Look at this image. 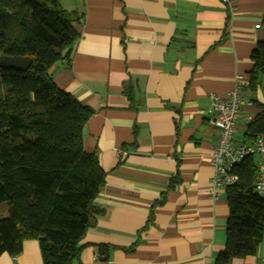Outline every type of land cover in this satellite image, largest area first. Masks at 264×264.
Here are the masks:
<instances>
[{
    "label": "crops",
    "instance_id": "1",
    "mask_svg": "<svg viewBox=\"0 0 264 264\" xmlns=\"http://www.w3.org/2000/svg\"><path fill=\"white\" fill-rule=\"evenodd\" d=\"M58 1L84 25L71 61L50 72L93 109L84 146L107 172L95 200L106 212L74 264H214L230 210L225 192L209 196L219 138L211 95L225 96L237 74L249 76L264 39V0H232V13L222 0ZM256 98L264 104V84ZM259 112L243 109L236 141ZM99 244L111 246L108 261ZM0 264H43L38 240H26L16 257L2 254ZM232 264H264V237L256 255Z\"/></svg>",
    "mask_w": 264,
    "mask_h": 264
},
{
    "label": "trees",
    "instance_id": "2",
    "mask_svg": "<svg viewBox=\"0 0 264 264\" xmlns=\"http://www.w3.org/2000/svg\"><path fill=\"white\" fill-rule=\"evenodd\" d=\"M84 16L58 0H0V256L16 257L26 240H38L43 264H74L89 228L106 210L95 200L107 184L96 153L84 146V128L94 111L59 87L50 70L70 62ZM31 57L27 71L3 67L6 59ZM247 91L260 112L238 143L264 134V39L252 52ZM124 92L133 100L132 89ZM259 159L247 155L226 187L229 206L225 248L214 264L256 255L264 237V197L256 190ZM178 179H172L174 187ZM149 220H154V210ZM110 245L99 244L101 261Z\"/></svg>",
    "mask_w": 264,
    "mask_h": 264
},
{
    "label": "built area",
    "instance_id": "3",
    "mask_svg": "<svg viewBox=\"0 0 264 264\" xmlns=\"http://www.w3.org/2000/svg\"><path fill=\"white\" fill-rule=\"evenodd\" d=\"M233 12L232 0H222ZM262 24H257L260 28ZM250 84L249 77L239 73L235 77V84L231 91L225 96L218 94L211 95V106L209 113L215 117V122L219 128V138L216 147L210 157V162L214 167L212 187L209 196L218 199L220 191L233 184L237 176L233 173V168L240 164L243 159L250 154L258 156L259 172L256 182V190L264 197V134L257 137L255 143H238L236 141L237 122L243 115V109L253 105V102L245 96V91ZM126 152L119 150V154Z\"/></svg>",
    "mask_w": 264,
    "mask_h": 264
},
{
    "label": "water",
    "instance_id": "4",
    "mask_svg": "<svg viewBox=\"0 0 264 264\" xmlns=\"http://www.w3.org/2000/svg\"><path fill=\"white\" fill-rule=\"evenodd\" d=\"M33 63V59L31 57H12L6 59L2 66L9 67L17 70L27 71Z\"/></svg>",
    "mask_w": 264,
    "mask_h": 264
},
{
    "label": "rangeland",
    "instance_id": "5",
    "mask_svg": "<svg viewBox=\"0 0 264 264\" xmlns=\"http://www.w3.org/2000/svg\"><path fill=\"white\" fill-rule=\"evenodd\" d=\"M220 193H221V194H224V190H221ZM4 210H5V209L1 208V209H0V212L4 213Z\"/></svg>",
    "mask_w": 264,
    "mask_h": 264
}]
</instances>
